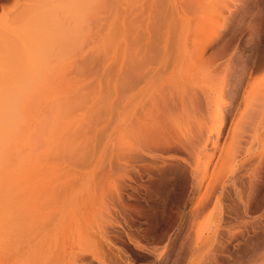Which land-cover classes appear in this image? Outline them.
I'll list each match as a JSON object with an SVG mask.
<instances>
[{"label": "rangeland", "instance_id": "rangeland-1", "mask_svg": "<svg viewBox=\"0 0 264 264\" xmlns=\"http://www.w3.org/2000/svg\"><path fill=\"white\" fill-rule=\"evenodd\" d=\"M169 93L199 162L135 124ZM0 264H264V0H0Z\"/></svg>", "mask_w": 264, "mask_h": 264}, {"label": "bare ground", "instance_id": "bare-ground-1", "mask_svg": "<svg viewBox=\"0 0 264 264\" xmlns=\"http://www.w3.org/2000/svg\"><path fill=\"white\" fill-rule=\"evenodd\" d=\"M249 87V86H248ZM240 88H241V85H239V87H236V89L234 90L235 91V95L239 93L240 91ZM247 89V88H246ZM229 90V89H228ZM232 90V89H231ZM242 91V90H241ZM225 92V91H224ZM232 92V91H231ZM226 93V92H225ZM224 93V94H225ZM223 94V95H224ZM174 93H169V96L167 99H164V98H160L159 101H154L153 99V102H152V105H150L149 109L145 112V115L143 117V119H140L139 121H137V123L135 124H139V125H142V128H144V130H146L145 132V144L146 146H150L152 149L156 150V151H173V152H177V153H188L190 156H192V158L195 157L196 159V162H199L198 160L201 158V155L202 154H205L206 152V145L208 142H211L212 143V146H213V150H217V147H218V140H219V134H220V131H219V134L217 133L216 136L214 138H210L209 136L205 139V140H202V134H207V133H202L200 132H197V130H195L194 128L196 126H199V122H196V119H194V117H192L191 115L193 114H198L200 113L201 111L200 110V105L199 102L198 104H195L193 102L190 103L191 101H189L187 104L183 101L184 99L182 98H174L175 96ZM229 95V94H228ZM249 95V94H248ZM124 96H125V88H124V85H119V102H120V105L121 107L123 106V103H124ZM248 97V96H247ZM222 98V96H221ZM250 98V97H248ZM224 99V98H223ZM222 99V101H224ZM227 99V98H226ZM225 99V100H226ZM246 99V97H245ZM196 100V98L194 99ZM248 100V99H247ZM221 101V102H222ZM244 101V99H243ZM245 102V101H244ZM247 102V101H246ZM223 103V102H222ZM253 103V102H252ZM230 104V103H229ZM240 104V103H239ZM243 104V103H242ZM198 105V107L196 106ZM217 105V104H216ZM223 105V104H222ZM228 105V103H227ZM254 105V104H253ZM219 106V105H218ZM221 106V105H220ZM230 106V105H229ZM232 106V105H231ZM200 107V108H199ZM236 107V106H235ZM223 108V107H221ZM221 108H217V113H216V116L217 115H220L219 118L220 120H223V122L225 121L224 118L225 117H230L231 115V112L232 111H229L226 110L223 111L221 110ZM229 108V107H228ZM231 108V107H230ZM229 108V109H230ZM209 109V108H208ZM242 109V108H241ZM252 110V109H251ZM209 111V110H208ZM216 111V109H215ZM214 111V112H215ZM239 112V111H238ZM243 112V111H242ZM250 112V111H248ZM246 112V113H248ZM253 113V112H252ZM234 114V113H233ZM256 114V113H255ZM244 115V114H243ZM186 116L187 118H183ZM208 117V116H207ZM246 117H249V116H246ZM213 118V117H212ZM216 118V117H215ZM237 118V117H236ZM252 118V117H251ZM203 119V118H202ZM249 119V118H248ZM191 121V123L189 124L188 121ZM216 120V119H215ZM239 120V118H238ZM186 121V122H185ZM214 121V120H213ZM217 121V120H216ZM231 121V120H230ZM233 121V120H232ZM209 122V121H208ZM124 121L121 120L120 121V124H123ZM217 123V122H216ZM235 123V121H234ZM220 124V123H219ZM240 124V123H239ZM233 125V124H232ZM235 125V124H234ZM246 125V124H245ZM206 126V125H205ZM236 126V125H235ZM247 127V126H246ZM199 128H201L199 126ZM215 128V127H214ZM219 128V126H218ZM235 128V127H234ZM250 128V127H249ZM217 130H220V129H217ZM235 130V129H234ZM252 130V129H251ZM179 132L182 134V136L180 138H178L179 136ZM213 132H215L213 130ZM233 132V131H231ZM230 132V133H231ZM212 133V131H211ZM236 133V131H235ZM251 133V132H249ZM232 134V133H231ZM234 134V133H233ZM242 135V134H241ZM204 136V135H203ZM227 136V135H226ZM234 136V135H233ZM227 138V137H225ZM229 138V137H228ZM239 139V138H238ZM236 139V140H238ZM241 139V138H240ZM231 139L228 141L230 142ZM240 142V141H239ZM225 143V142H224ZM231 144V142H230ZM168 145V146H167ZM228 144L225 145V147L227 146ZM232 145V144H231ZM233 145H236L235 143ZM223 146V145H221ZM230 146V145H229ZM240 147L242 148V145H237L235 149V152H236V149L237 150H241V148H237V147ZM159 147H161L160 149H158ZM234 147V146H232ZM221 148H224V147H221ZM229 150L231 147H228ZM219 149V148H218ZM227 148H225L226 150ZM232 149V148H231ZM228 150V149H227ZM228 150V153L230 154V151ZM222 149H221V154H219L220 156H222ZM232 151L234 152V150L232 149ZM231 151V152H232ZM224 152V151H223ZM232 152V154H233ZM238 153H240L239 151H237ZM236 152V154H237ZM224 154H227V151L226 153ZM227 154V156L229 155ZM235 154V155H236ZM234 155V158L236 157ZM225 156V155H224ZM222 156V157H224ZM123 156H121L122 158ZM230 157V156H228ZM227 157V158H228ZM219 158V157H218ZM221 158V157H220ZM237 158V157H236ZM223 159L225 160H228L229 159H226V157H224ZM219 159H217L218 161ZM224 160V161H225ZM223 161V160H222ZM234 161V160H233ZM219 162V161H218ZM227 161H225L224 163L226 164ZM227 162V163H228ZM195 163V162H194ZM224 163H220L221 164V168L224 167L225 168V165L222 166V164ZM188 164V163H187ZM199 164V163H196V165ZM230 168L232 163H228ZM231 164V165H230ZM190 165V164H189ZM200 165V164H199ZM198 165V166H199ZM218 165V164H217ZM216 165V166H217ZM193 166V165H192ZM195 166V165H194ZM197 166V167H198ZM191 167V166H190ZM197 167H195L197 169ZM220 167V166H219ZM192 168V167H191ZM194 168V167H193ZM219 169V170H223L222 169ZM229 168V169H230ZM195 169V170H196ZM228 169V168H227ZM180 170V169H179ZM191 170V169H190ZM206 171L204 172V175H203V178L202 180L205 179V177L208 178L209 174L207 175V169H205ZM214 172L212 173L213 175L215 174V168L213 169ZM218 170V171H219ZM231 170V169H230ZM229 170V171H230ZM173 174H177L179 173V171H175L173 170ZM192 176L196 178V183L197 185H201V182L202 180L199 179V177L195 174V171L191 170L190 171ZM223 172V171H222ZM156 173V171H155ZM158 175L165 180L166 184H171L173 181L171 180H168L167 179V170H164V169H160L157 171ZM217 173V172H216ZM220 175H221V172L219 171ZM225 173H229L226 172ZM216 175V174H215ZM219 175V174H218ZM216 175V176H218ZM226 175V174H225ZM211 176V174H210ZM209 176V177H210ZM211 178V177H210ZM217 179V177H216ZM195 181V180H194ZM195 184V183H194ZM209 191V190H208Z\"/></svg>", "mask_w": 264, "mask_h": 264}]
</instances>
